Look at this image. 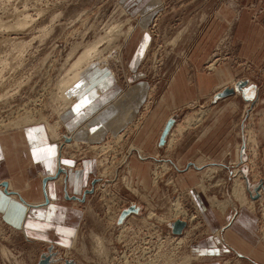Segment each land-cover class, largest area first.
Returning a JSON list of instances; mask_svg holds the SVG:
<instances>
[{
    "label": "rangeland",
    "instance_id": "obj_1",
    "mask_svg": "<svg viewBox=\"0 0 264 264\" xmlns=\"http://www.w3.org/2000/svg\"><path fill=\"white\" fill-rule=\"evenodd\" d=\"M144 1L0 0V138L12 134L3 133L22 131L27 126H45L48 136L58 145V171L64 170L58 176L56 173L52 177H45L52 178L49 181H58L61 175L65 179L69 168L63 164L64 160H73L75 166L71 169L75 170L81 169L82 163L88 160L94 161L96 165L91 182L81 197H85V200L79 201L81 203L77 206L85 217L74 238V246L56 247L33 241L22 230L12 227L0 214V264H38L42 254L51 247L53 261L50 264H66L67 260L75 264H258L236 252L235 255H222L213 260L199 257L195 252L202 242L212 236V229L192 191L195 189V176L187 175L186 186L180 182L184 173L180 176L178 171L182 167L176 164L175 147H168V141L173 139L172 134L177 125L180 124L178 131L182 134L183 128L196 121L202 122L207 114L205 109L198 118L192 115L184 118L185 115L176 113L173 116L176 124L164 147L155 144V140L154 152L150 153L137 144L140 132L159 105L179 63L184 60L183 54L178 52L183 31L204 29L216 17V13L222 8L219 13L222 15L227 6L234 8L238 17L244 8L241 0H148L152 3L150 9H146ZM145 10L153 12L150 21L143 13ZM26 15L31 17L26 28H10ZM145 21L147 24L144 28ZM228 25L230 29L232 22L229 21ZM143 28L146 34L145 49L134 73L127 63V50L138 37L137 42L140 37L144 42L140 34ZM105 35L111 36L100 45L103 51L100 61L105 58L124 90L130 84L140 82H146L147 89L139 97L134 96V89L131 88L128 93L123 92L112 98L115 101L112 107L132 102L124 113L125 120L119 126L124 129L107 136L102 143H95L94 139L99 140L105 135L106 126L97 132H90V128L100 123L98 119L94 124L79 123L74 130L64 128V121L59 117L63 110L54 96L58 93L57 84L68 67L67 60L72 49L77 44L88 46L90 42L96 43ZM231 41V33L225 34L212 58L204 65L206 73L214 72L220 62H229L240 69L243 74L241 79L244 74L254 71L252 63L242 60L233 52ZM22 42L27 45L23 49L19 47ZM83 50L81 47L78 54ZM241 83L242 86L247 84L245 81ZM94 116L88 115L86 118ZM190 118L192 121H189ZM45 121L58 123L57 138L48 131ZM250 124V118H245L239 131L243 143L238 158L229 166L207 167L205 171L210 167L216 171L210 174L204 171L203 190L200 193L210 209L219 214L222 211L216 204L221 205L222 202H225L223 206L230 202L225 213L230 207L236 213L245 207L257 214L260 221L257 219L258 233L264 245V194L262 198H256L255 192L256 187L261 185L264 193V177L260 169L262 152L255 124ZM155 127L157 131L160 129ZM161 129L159 134L162 133ZM91 133L94 134L91 136ZM174 135L177 140L178 132H174ZM249 138L255 139L258 146L250 144ZM133 162L137 165L135 171ZM141 164H148L147 178L146 175L140 178ZM237 179L246 186V199L242 203L232 196ZM86 191L92 192L86 194ZM43 199L45 195L40 204L44 203ZM211 200L216 204L211 203ZM10 202L12 206L18 200ZM24 204L28 208H36ZM131 206H137L138 210L141 208L140 213L130 214L119 225L121 213ZM177 220L186 222L181 235L174 234L170 228ZM97 237L105 245L102 253L97 248ZM188 257L189 262H186L184 258Z\"/></svg>",
    "mask_w": 264,
    "mask_h": 264
},
{
    "label": "crops",
    "instance_id": "obj_2",
    "mask_svg": "<svg viewBox=\"0 0 264 264\" xmlns=\"http://www.w3.org/2000/svg\"><path fill=\"white\" fill-rule=\"evenodd\" d=\"M147 1H144V5L147 6L146 9H150L152 3ZM241 5L244 8L238 17L234 13L235 9L227 6L226 11L222 15L219 14L221 8L204 29L195 32L183 31L178 42V52L183 54L184 60L179 63L177 71L161 96L159 105L140 132L137 144L150 153L154 152L153 141L156 140L155 144H159L162 133L158 132L171 117L180 112L181 115H185L184 118L191 115L198 118L205 109L207 114L202 122L196 121L186 129L183 128L182 134L178 131L180 124L177 125L172 134L173 139L168 141V147L172 145V148L175 147L176 164L182 167L178 171L180 176L184 173L180 182L186 186L187 175L195 176V189L191 190L212 229V236L202 242V246L195 252L199 257L212 260L222 255H235L236 252L246 256L248 260L264 264V245L258 233L257 214L245 207L238 213L233 207L225 214L216 211L215 213L200 193L203 173L207 167L229 166L240 155L243 140L239 131L247 117L250 118L251 126L255 124L257 139L261 144L260 169L264 177V0H241ZM143 13L150 18L149 21L152 19V11L145 10ZM229 21L232 22L230 29ZM228 33L232 35L233 52L253 65L254 71L244 74L243 79L241 70L229 62L218 63L214 72L204 71V65L212 58L215 48ZM138 39L139 37L136 42L134 41L130 51L127 50V63L134 73L145 49L143 46L145 42L141 37L137 42ZM105 75L104 81L109 88L107 99L97 94V89L106 92L107 88L100 84L98 87L94 85L82 91L78 102L63 115L64 128L71 130L79 123L86 125L99 119L100 123L90 128V132L92 130L97 132L105 126L107 131L99 140L94 139L95 143H102L107 136L114 132L120 133L124 129L119 126L125 120L124 113L132 102L112 107L115 102L114 96L123 92L128 93L132 88L134 96L139 97L147 89V83L140 82L130 84L124 90L116 77L109 73ZM240 81L247 84L238 86ZM227 87H236L235 94L214 104L215 95ZM108 98L111 99L109 103L106 102ZM84 100H87L88 104L81 110L84 114L80 115L75 109ZM94 106V110L87 111V114L84 112ZM103 113L104 116L100 118ZM88 115L96 117L88 119L86 118ZM155 126L160 129L157 131ZM174 132L179 134L177 140L174 138ZM8 133H12L10 134L12 137L7 135L0 138V186L7 182L8 189L10 185L12 187V191H9L18 192L21 196L14 192L19 203L14 202L11 206L10 201L13 199L8 197L9 194H5L3 187H0V214L12 227L22 230L27 238L33 241L56 247H70L85 217L84 212L77 208L81 202L74 197L81 199L84 195L95 172V162L84 161L82 168L75 170L71 169L75 166L73 160H64L63 164L69 168L65 176L66 182L47 181L44 187L45 177L52 176L58 171V145L48 136L43 125H31L22 131L3 134ZM132 164L135 171L137 165L134 162ZM141 166L140 178L145 175L147 178L148 164ZM41 191L45 195L43 206L29 210L24 203L36 201L41 196ZM258 222L260 223L259 219ZM201 253L205 254L200 255Z\"/></svg>",
    "mask_w": 264,
    "mask_h": 264
},
{
    "label": "bare ground",
    "instance_id": "obj_3",
    "mask_svg": "<svg viewBox=\"0 0 264 264\" xmlns=\"http://www.w3.org/2000/svg\"><path fill=\"white\" fill-rule=\"evenodd\" d=\"M30 22H31V17L26 15V16H24V18H19L16 21L15 25L10 26V28L11 29L12 28L24 29L30 24ZM146 24H147V22L145 21V23L143 25L144 28L146 27ZM144 28L140 29L141 30L140 34H142V36L144 38V42H145L146 41V38H145L146 34L144 32ZM112 31L113 30H111L110 32H112ZM43 33H45V32H43ZM109 34H111V33H109ZM110 36L111 35H105L104 37L100 38L99 40L96 39L97 40L96 43L95 42H90V44L88 46L83 45V44H77L72 49L71 53L69 54V58L67 60V64L69 63L68 67L65 68L64 76H62L60 78V80H59V82L57 84V92L58 93L54 96L55 101L60 103V107L63 110V113H61L59 115L61 120L63 119V115H65V113H67L69 110H71L72 107L78 102V100L80 98L79 96H81L80 94H81L82 91H84L85 89H89L90 87H92L94 85L98 87L99 86L98 84L103 85L106 88L108 87L107 83L104 81V79L106 77L105 74L109 73L110 75L113 76V71L108 67L107 61L105 60V58H104V60L100 61V59H102V55H103L102 54L103 51L100 50V45L102 43H104L105 40L108 37H110ZM86 44H88V43H86ZM26 46L27 45L23 44V42L19 44V47L22 48V49L25 48ZM81 47L84 50H83V52L81 51V54H78V51H79V49ZM99 56H100V58H98ZM98 61H100V62H98ZM108 89L109 88H107L106 92L101 90V89H97V94H99V96L102 95L103 98L107 99L106 97L108 96ZM76 93H78L77 96H76ZM109 100L110 99L108 98V100L106 102H108ZM93 108H95V106L91 107V108H87L86 110H84V112L87 114V111L94 110ZM62 110L60 112H62ZM58 114H59V112H58ZM104 114L105 113H103L101 115V117H103ZM88 118H90V117H88ZM189 121H192V119L190 118ZM26 122H28V119H26ZM45 125H46V128L48 129V131H50L57 138L58 137V129H59L58 123L51 124V123L45 121ZM249 140H250V144L253 143V146H255V147L258 146L257 141L255 139L249 138ZM67 141L70 142L69 139H67ZM255 152H256V149H255ZM59 170H62V169H59ZM215 171H216V169L210 168V170L206 171V173L210 174V173L215 172ZM62 172H64V171H61L60 174H62ZM60 174H58V172H57L56 176H58ZM239 176H241V175H239ZM47 177H52V176H47ZM63 177L61 175L58 178V181L60 183L62 181H65V179H62ZM49 180H52V178L51 179L48 178V181ZM7 190L11 194V192L9 191V190L12 191L11 185L9 186V189L7 188ZM14 192L12 194H14ZM245 192H246V186H244V184L241 182V180H238V179L235 180L234 181V185H233V190H232L233 198H235L238 201H241V203L245 202V199H246V197H244V196H246V195H244ZM15 193L20 195V193H18V192H15ZM86 194H88L87 191H86ZM263 194H264L263 193V189H261L259 191V197H261ZM6 195H8V194H6ZM8 197H10L13 200H18L19 201L17 195H11V196H8ZM42 197H44L43 191H42L41 196L39 197L40 199L38 198L36 201L30 202L29 205L35 206L36 208H40L41 205L44 204V203L43 204L39 203L40 200L42 199ZM21 200H23V199L21 198ZM43 201H45V200L43 199ZM214 202H215L214 200H211V203H213L215 205L216 203H214ZM223 203H225V202H222L221 205H219V204H216V205L218 206L217 208L220 207V211H222V213H225L226 207L230 205V202H227L226 206H223L222 205ZM29 210H31V208H29ZM178 212H179V210H178ZM124 226L125 225H122L121 227H124ZM125 228H126V226H125ZM95 239H96V244H97V248L99 249V252H101V253L104 252L105 245H104L103 241L101 240V238L97 237ZM74 243H75V239L73 240L72 246H74ZM184 259H185L186 262L187 261L189 262L188 259H190V258L188 257V258H184ZM183 263H185V262L183 261ZM62 264H64V262H62Z\"/></svg>",
    "mask_w": 264,
    "mask_h": 264
},
{
    "label": "water",
    "instance_id": "obj_4",
    "mask_svg": "<svg viewBox=\"0 0 264 264\" xmlns=\"http://www.w3.org/2000/svg\"><path fill=\"white\" fill-rule=\"evenodd\" d=\"M238 86H242V83L239 84ZM237 86V87H238ZM235 89L236 88H225L222 92L218 93L217 95H215L214 99H213V102H216L217 100H220L222 98H226L228 96H231V95H234L235 94ZM176 124V119L174 117H171L167 124L165 125L163 131H162V134H161V137H160V140H159V146L160 147H164L168 141V137L169 135L171 134L172 132V129L174 127V125ZM61 171H64V170H59L58 171V174L61 173ZM48 181V178H45L43 180V186L45 187L46 186V183ZM2 187H4L5 189V193L6 194H10L7 190L8 188V183L7 182H3L1 184ZM261 185H259L258 187H256V198H259V190L261 189L260 187ZM92 191H87V193H91ZM13 193V192H12ZM11 193V194H12ZM15 194V193H14ZM86 196V194H85ZM75 200H79V201H84L85 200V197L83 199H78L76 197H74ZM46 202H48V200H46ZM140 209L138 210V207L137 206H131L129 208H126L124 209V211L121 213L120 217H119V220H118V224H122L125 219L132 213H140ZM170 227V226H169ZM186 227V222L182 221V220H177L176 222L172 223L171 225V229L173 230V233L176 234V235H181L182 234V231L184 230V228ZM52 250H53V247L49 248L48 252L47 253H43L42 256H41V259L39 261L38 264H50L52 261H53V253H52ZM66 264H75L74 262L72 261H66L65 262Z\"/></svg>",
    "mask_w": 264,
    "mask_h": 264
},
{
    "label": "snow or ice",
    "instance_id": "obj_5",
    "mask_svg": "<svg viewBox=\"0 0 264 264\" xmlns=\"http://www.w3.org/2000/svg\"><path fill=\"white\" fill-rule=\"evenodd\" d=\"M87 104L88 101L84 100L81 104L77 105L75 111H77L78 114L83 115L84 113L81 110L84 109Z\"/></svg>",
    "mask_w": 264,
    "mask_h": 264
}]
</instances>
